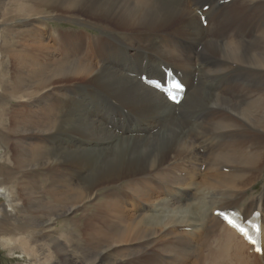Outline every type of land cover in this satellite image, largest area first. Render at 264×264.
I'll return each instance as SVG.
<instances>
[{"label":"bare ground","instance_id":"6f19581e","mask_svg":"<svg viewBox=\"0 0 264 264\" xmlns=\"http://www.w3.org/2000/svg\"><path fill=\"white\" fill-rule=\"evenodd\" d=\"M61 17L100 34L49 21ZM15 21L2 39L4 248L31 264L55 256L87 264L86 254L93 261L117 245L154 247L161 232L170 241L149 264L191 256L192 264H264V178L255 192L264 173V0H0V25ZM168 69L185 86L178 105L150 83L164 84ZM99 190L122 196L84 210ZM130 198L134 210L164 209L128 217ZM233 209L249 228L257 214L261 254L214 214ZM62 218L82 247L33 234ZM196 225L197 240L177 233Z\"/></svg>","mask_w":264,"mask_h":264},{"label":"rangeland","instance_id":"374dc122","mask_svg":"<svg viewBox=\"0 0 264 264\" xmlns=\"http://www.w3.org/2000/svg\"><path fill=\"white\" fill-rule=\"evenodd\" d=\"M208 9V6H204L203 7V10H207ZM198 13V12H197ZM198 15H199V13H198ZM51 17H53V16H51ZM50 17V18H51ZM56 17V16H55ZM70 17V16H69ZM12 18V16H10V15H7L6 17H5V19H6V21L7 20H9V19H11ZM73 18V17H72ZM50 22H51V24H54V26L55 27H63V28H74V29H77V30H87V31H89V33H92V34H100V31H99V29H98V27H96V26H94L92 23L90 24V23H83L82 24V22L80 21V22H78L77 20H73V19H67V18H65V17H61V20H57V21H54V20H49ZM16 22V21H15ZM13 22L12 24H10V23H6V22H4V23H2L1 25H0V81L2 80V75H3V70L4 69H9L10 68V66H8L7 67V62L6 61H4V59L5 58H7L6 57V53L4 52V49H6L5 48V44L4 43H2V39H3V37H4V35L5 34H7V33H9V31H12V32H14V31H16V29L14 28V26L16 27L17 26V24L19 25V23H20V21H18V22ZM200 22L202 23V26L204 27V28H206V22L203 20V18H201L200 19ZM88 28V29H87ZM12 39V38H11ZM11 44H13V43H15L16 42V40L15 39H12L11 41ZM10 44V45H11ZM6 67V68H5ZM9 74V73H8ZM11 77H13L11 74H9V79L8 80H11ZM1 83H2V81H1ZM1 86H5V84H1ZM0 99L3 101V102H5L8 106H9V103H8V100H7V98H6V96L3 94V93H1V90H0ZM10 107V106H9ZM13 108V107H12ZM2 164H4V163H2ZM264 166V165H263ZM201 171V173H202V175H203V170L202 169H200ZM184 175V174H183ZM264 176V173H262V174H257V177L259 178L258 180H259V182H258V185L256 186V188H255V192H259L260 191V188H261V182L263 181V177ZM203 177V176H202ZM197 180H200V178H197ZM163 189V188H162ZM162 189L160 190V192L162 191ZM166 192H165V191ZM164 190L162 191V194H161V198H163V197H166V199H167V197L169 198L170 197V191L168 190V188H164ZM169 191V192H168ZM194 191H196V190H194ZM194 191H187L186 193L187 194H190V193H193L194 194ZM118 192H120V191H118ZM117 191H115V190H99V191H96V192H94V195H93V197H90V198H92L91 200L90 199H88V200H85V209L84 210H87L88 208H90V207H92V205L95 203V202H97V200L98 201H100L102 198H111L112 196H117V195H121L122 196V193L120 192V194L119 193H117ZM100 194V195H99ZM164 194V195H163ZM193 194H191V195H193ZM108 195L109 196H111V197H108ZM107 196V197H106ZM156 196H158V195H156ZM163 196V197H162ZM190 196V195H189ZM198 197H199V195H198ZM197 196H196V198H197V200H200L201 199V196L198 198ZM158 198H159V196H158ZM127 200V199H126ZM3 202H4V199L3 198H1L0 197V208L2 207V204H3ZM143 203H145V202H143ZM138 204V202H136V201H134V200H131V198L129 199V200H127L126 202H125V204H124V206L125 205H128V206H125V208H127L126 209V215L129 217V216H133V217H136L137 215L140 217V216H144L145 214L146 215H153L154 214V216H157L159 213H161L162 212V210L164 209H161V210H158V208H160V207H156L155 209H153V206L151 205L152 203L150 202V203H147L148 205H147V207H145L144 209H142V210H138V209H136V210H134L135 209V206ZM148 206H149V208H148ZM152 207V208H151ZM134 208V209H133ZM147 208V209H146ZM131 209V210H130ZM133 209V210H132ZM127 210H128V212H127ZM130 210V211H129ZM140 211H142V212H140ZM154 211V212H153ZM137 212V213H136ZM151 212V213H150ZM132 213V214H131ZM141 213V214H140ZM131 214V215H130ZM137 214V215H136ZM143 214V215H142ZM157 214V215H156ZM0 218H1V216H0ZM60 220V221H59ZM59 220H57V221H55V222H53V223H51L49 226H47V227H44V226H39V227H36L35 229H37V230H32V231H34L33 232V234L39 239V240H41V239H43V238H45L46 237V235H48V234H53V233H55V234H58V235H62V239H66V236L67 237H70V238H73V237H75L76 235H79L81 232H79L78 231V229H76V226H75V229H74V227H71V226H74V224L72 223V222H68V223H66L65 221H64V219L62 218V219H59ZM21 227H25L26 225L24 224V223H21V222H19L18 223ZM22 224V225H21ZM25 225V226H24ZM198 225H196V226H191V227H188V228H186L185 230H182V228H180L179 229V231L177 230V233H179L178 235H180L181 237H185V238H182V239H185V240H190V238L194 235V234H197V233H195V232H197L198 231V229L200 228V226H198ZM172 229V230H171ZM170 230L171 231H174L175 229L174 228H171ZM174 229V230H173ZM193 230L195 231V232H193ZM197 230V231H196ZM36 231V232H35ZM39 232V233H38ZM188 232H191L190 234L192 235V233H193V235L190 237V234L188 233ZM182 233H184L185 235H183ZM73 234V235H72ZM186 234L187 235H189V236H186ZM70 235V236H69ZM73 237H72V236ZM160 235V236H159ZM198 236H199V234H197ZM198 236L196 237L195 235L191 238V240H194L195 239V237H196V240L198 239ZM161 238V240H160V238ZM190 237V238H189ZM157 245L155 244V246L154 247H148L147 249H145V250H143L141 247H139V246H134V245H117V246H114V247H112L111 249H108V251L106 250L105 252H103L101 255H99L98 257L99 258H97V256H96V258H95V260H93L92 261V259H90L89 260V258H87V256L89 257L90 256V254L88 253V254H86L85 255V261H86V263L87 264H136L137 262H138V264H144L145 262H147L146 264H149V262L147 261L151 256H153V255H151L152 253H154V251H152V250H156L157 248L159 249L163 244H167V242L168 241H170L169 240V238L170 237H168V239H167V237H164L162 234H161V232H159L158 233V235H157ZM164 238V239H163ZM165 238H166V240H165ZM162 241V242H161ZM73 242H74V245H80L81 247H82V245H83V243L82 242H80V241H76V239L75 238H73V241H72V243L71 244H69V245H72L73 244ZM163 242H166V243H163ZM162 244V245H161ZM160 245V246H159ZM157 247V248H156ZM135 248V249H134ZM137 248H138V251H137ZM135 250V251H134ZM137 251V252H136ZM73 252H75V251H73ZM133 252H135V253H133ZM10 251H8L6 248H4L1 244H0V264H31L30 262H29V260H27V258L26 257H24L23 258V256L20 254V252L19 251H14V253H10ZM132 253V254H131ZM138 253V254H137ZM155 253H156V251H155ZM155 253H154V257L156 256L155 255ZM79 254V255H78ZM130 254V255H129ZM72 255H73V258H74V260H76V261H80V259L83 257V255H82V253L80 252H78L77 254H76V252L73 254L72 253ZM136 255V256H135ZM118 257V258H117ZM22 258V259H21ZM144 258V259H143ZM181 258V257H180ZM54 259L56 260V261H58V263H59V257L58 256H55L54 257ZM108 259V260H107ZM147 259V260H146ZM195 257L194 256H191L190 257V260L188 259V260H186L185 262H181V263H183V264H192L195 260ZM139 260V261H138ZM145 260V261H144ZM192 260H194V261H192ZM91 261V262H90ZM141 262V263H140ZM58 263H55V264H58Z\"/></svg>","mask_w":264,"mask_h":264}]
</instances>
